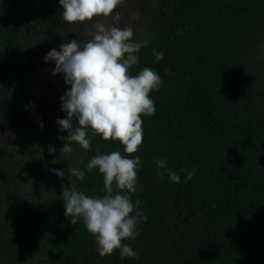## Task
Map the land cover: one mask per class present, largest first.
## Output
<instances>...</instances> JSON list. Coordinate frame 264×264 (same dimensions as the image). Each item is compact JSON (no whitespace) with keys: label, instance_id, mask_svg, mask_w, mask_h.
Masks as SVG:
<instances>
[{"label":"trees","instance_id":"obj_1","mask_svg":"<svg viewBox=\"0 0 264 264\" xmlns=\"http://www.w3.org/2000/svg\"><path fill=\"white\" fill-rule=\"evenodd\" d=\"M143 16L133 41L145 46L129 75L147 67L161 84L149 94L155 113L141 116L143 143L129 157L141 161L129 195L146 220L122 244L138 259L119 250L100 257L83 221L72 225L65 215L64 188L106 194L102 174L87 170L90 159L126 154L91 130L90 150L72 144L71 154L61 152L68 133L57 120L67 116L57 114L49 128L30 132V151L2 167L0 264H264V0H156ZM160 159L180 183L166 170L157 176Z\"/></svg>","mask_w":264,"mask_h":264},{"label":"clouds","instance_id":"obj_2","mask_svg":"<svg viewBox=\"0 0 264 264\" xmlns=\"http://www.w3.org/2000/svg\"><path fill=\"white\" fill-rule=\"evenodd\" d=\"M122 0H59L63 9V20L68 24L93 21L94 17H111L118 22L120 15H113ZM89 33L90 39L83 46L78 40L61 44L60 50L52 49L45 62L55 63L52 75L63 74L65 84L70 86L61 97L62 110L67 118L58 119L61 131H67L61 152L71 154L72 144L90 150L89 130L105 141H118L124 153L112 151L97 154L87 164V170L98 169L103 176L105 195L89 197L76 189L75 185L64 188L65 215L72 225L82 220L87 231L95 238L100 257L110 256L116 250L121 258L138 259L137 253L122 241L135 239L136 225L146 220L130 199L137 189V168L141 161L135 154L143 143V120L141 116L155 113L150 92L158 89L161 78L157 72L144 68L138 75H129V69L139 61L138 53L145 46L133 41L131 27L106 26L96 22ZM157 61L163 53L153 50ZM76 121L74 125L73 121ZM54 147L49 152L55 153ZM157 176L167 171L169 179L180 183V176L166 169V160L156 161ZM61 180L63 170L52 169ZM70 171V170H69ZM195 170L188 173L185 182L191 180ZM86 171L71 170V176L83 179ZM70 183V175H69ZM119 190L114 194V187ZM135 214L133 215V213Z\"/></svg>","mask_w":264,"mask_h":264},{"label":"flooded vegetation","instance_id":"obj_3","mask_svg":"<svg viewBox=\"0 0 264 264\" xmlns=\"http://www.w3.org/2000/svg\"><path fill=\"white\" fill-rule=\"evenodd\" d=\"M155 1L122 0L113 13L120 15L118 22L94 17L68 24L59 0H0V174L12 155L32 149L31 131L49 128L57 114L67 116L61 97L70 86L63 74L52 75L55 63L45 62L48 53L72 40L83 46L96 22L133 29V17L150 11Z\"/></svg>","mask_w":264,"mask_h":264},{"label":"rangeland","instance_id":"obj_4","mask_svg":"<svg viewBox=\"0 0 264 264\" xmlns=\"http://www.w3.org/2000/svg\"><path fill=\"white\" fill-rule=\"evenodd\" d=\"M144 18H145V16H143V14L141 12H140V17H139V15L133 17V19L135 21V25H134V28H133V33H134L135 30H140L139 22L141 23V21Z\"/></svg>","mask_w":264,"mask_h":264}]
</instances>
